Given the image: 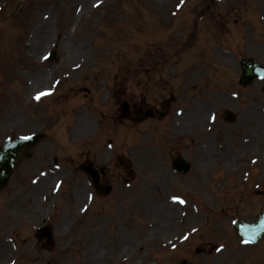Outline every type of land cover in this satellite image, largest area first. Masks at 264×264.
Returning <instances> with one entry per match:
<instances>
[{
    "label": "rangeland",
    "instance_id": "obj_1",
    "mask_svg": "<svg viewBox=\"0 0 264 264\" xmlns=\"http://www.w3.org/2000/svg\"><path fill=\"white\" fill-rule=\"evenodd\" d=\"M251 1L0 0V147L20 136L48 134L58 122V111L72 108V102L84 104L77 112L81 119L72 115V124L84 118L93 124L80 123L75 133L68 128L71 141L79 146L70 149L74 156L67 154L72 159L67 169L56 167L52 156L56 148L68 147L58 136L46 135L0 194V264L118 262L108 244L116 241L124 250L133 242L139 245V239L130 234L134 225L126 223L129 213L122 212L117 226L128 232L114 235L112 229V239L103 225L93 240L98 223L87 221V216L102 204L106 211L108 206H139L144 218L160 219L151 229L163 236L144 233L142 247L154 235L160 244L178 236L182 244L186 236L183 246L193 241L197 245L201 233L184 236L180 228L172 230L174 216L180 221L185 214L184 221L192 224L196 214L217 215L219 208L209 204L255 203L252 212L264 204L262 198L249 196L264 188V80L245 89L238 84L243 58L264 64V0H255L258 8L249 9V14ZM212 41L219 45L214 48ZM52 52H57L55 63L44 57ZM190 58L195 59L193 69L188 68ZM205 67L217 69L206 73ZM107 72L114 74L113 83ZM206 87H213L209 99L204 98L210 89ZM52 89L50 98L33 100V94ZM124 97L136 100L138 107L164 109L165 114L161 120L118 133L119 125L111 126L106 119L119 115ZM225 108L237 114L238 122L220 128L213 121ZM102 121L111 130L97 142ZM59 135L66 139L65 132ZM122 135L128 142L125 151ZM175 154L191 158L189 174L173 172L170 161ZM124 156L131 161L130 169L120 163ZM89 160L110 170L113 193L108 199L90 197L94 187L80 171ZM220 164L229 180L214 171ZM58 182H63L60 191ZM222 182L226 184L219 188ZM195 205L206 208L194 213ZM45 224H52L56 234L50 252L34 237ZM167 250L155 258L126 262L164 264L175 259L165 256Z\"/></svg>",
    "mask_w": 264,
    "mask_h": 264
},
{
    "label": "water",
    "instance_id": "obj_2",
    "mask_svg": "<svg viewBox=\"0 0 264 264\" xmlns=\"http://www.w3.org/2000/svg\"><path fill=\"white\" fill-rule=\"evenodd\" d=\"M256 65L254 63H244V82L250 83L256 76L260 74L255 71ZM260 70V68H258ZM262 70V69H261ZM260 70V71H261ZM32 141L24 139L17 142L7 144L0 151V190L8 183L12 173L16 169L23 152H27L32 146ZM262 226V225H261ZM261 236H264V229L260 231Z\"/></svg>",
    "mask_w": 264,
    "mask_h": 264
},
{
    "label": "snow or ice",
    "instance_id": "obj_3",
    "mask_svg": "<svg viewBox=\"0 0 264 264\" xmlns=\"http://www.w3.org/2000/svg\"><path fill=\"white\" fill-rule=\"evenodd\" d=\"M47 93H44V92H40V93H37V95L35 96V99L39 100L41 99L42 96L46 95ZM25 139H28V137H25ZM173 200H178L177 197H173ZM180 203H184L183 200H179ZM193 231H195V229H193ZM219 250V249H218Z\"/></svg>",
    "mask_w": 264,
    "mask_h": 264
},
{
    "label": "bare ground",
    "instance_id": "obj_4",
    "mask_svg": "<svg viewBox=\"0 0 264 264\" xmlns=\"http://www.w3.org/2000/svg\"><path fill=\"white\" fill-rule=\"evenodd\" d=\"M263 112H264V111H263ZM253 123H254V122H253ZM253 126L255 127V129H258V127H259V126L256 125V124H254ZM261 225L264 226V220L261 221Z\"/></svg>",
    "mask_w": 264,
    "mask_h": 264
}]
</instances>
